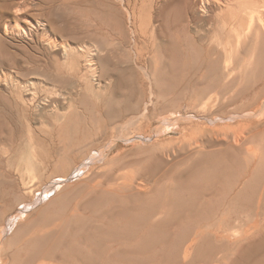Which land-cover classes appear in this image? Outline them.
I'll use <instances>...</instances> for the list:
<instances>
[{
  "label": "bare ground",
  "instance_id": "6f19581e",
  "mask_svg": "<svg viewBox=\"0 0 264 264\" xmlns=\"http://www.w3.org/2000/svg\"><path fill=\"white\" fill-rule=\"evenodd\" d=\"M6 1L9 0H0V10ZM133 5L147 11L137 18L147 23L153 21V38L169 34L162 46L168 61L155 68L153 74L146 68L142 75V80L148 81L150 101L155 96L156 104L160 97L168 102L175 99L180 107L200 117L190 118L189 125H196L199 134L193 135L188 144L196 150L207 148L202 161L206 156L228 154L232 149L240 154L239 161L242 158L248 167H256L262 155L250 143L264 134V82L242 84L240 73L251 69L258 62V54L264 51V0H134ZM25 6L23 1L14 10L18 13ZM99 19L106 22L107 18ZM13 30L35 39L36 35L28 29L5 26V31ZM63 51L66 58L72 59L66 67L67 75L59 65L33 78H23L10 68L0 69V84L8 95V100L0 96V264H165L172 251L161 246L154 232L159 227V223L151 221L155 209H169L175 202L199 195L201 184L207 186V191L217 180L226 184L225 170L221 165L211 164L203 169L197 164L195 170L187 171L186 177L178 175L181 184L176 186L165 183L175 178L171 167H147L140 165L138 160L142 159H126L119 140H125L122 133L127 126L136 125L139 111V116L146 114L148 100L143 106L140 97L132 99L133 95L126 91L119 96L113 93V98L99 103L100 107L95 104L97 108L83 100V105H79L75 80L80 87L94 92L93 53L77 51L69 44L63 45ZM75 55L85 58L84 67L75 62ZM11 57L2 55L1 59L14 65L15 59ZM123 74H116L115 86L124 84ZM51 77L56 79L48 80ZM158 77L163 80L160 89ZM86 105L93 111L89 112ZM80 108L86 110L79 111ZM187 127L183 129L188 130ZM65 159L75 169L84 168L86 159L92 164L110 163L108 188L98 190H104L111 201L120 197L135 201L149 193L156 200L158 197L161 204L157 201L155 209L148 208L147 202L155 200L142 196L136 206L145 214L134 216L108 207L93 218H81L80 212L93 204V197L86 204L80 203V207L75 204L53 215L40 211L20 224L8 240L3 239L14 219L33 204L31 192L35 184L31 179L39 180L46 191H52L57 169ZM134 165L140 166H135L136 171L129 175L120 169ZM110 187L117 192L109 191ZM120 187L127 195H121ZM18 201L22 206L8 214ZM234 201H229L233 212H228V216L246 207ZM208 211L212 209H197L192 214L201 219ZM216 223L212 220L208 227H215L212 232L221 235L224 230L221 232L220 226L224 223L215 226ZM193 225L201 232L200 223ZM175 243L179 246L180 242L176 239ZM171 244L172 250H176L178 246ZM258 250L260 254L264 248ZM256 264H264V255L257 258Z\"/></svg>",
  "mask_w": 264,
  "mask_h": 264
},
{
  "label": "rangeland",
  "instance_id": "374dc122",
  "mask_svg": "<svg viewBox=\"0 0 264 264\" xmlns=\"http://www.w3.org/2000/svg\"><path fill=\"white\" fill-rule=\"evenodd\" d=\"M23 1L26 6L18 13L15 12V6ZM133 4L134 0L6 1L1 5L4 8L0 10V69L8 71L10 68L19 72L23 78H33L42 76L46 69L53 71L59 65L67 75L66 67L68 68L72 59L66 58L64 44H69L77 51L93 53L95 62L93 67H96V72L95 77L91 78V84L94 92L80 87L75 80V99L79 105H83V100L84 104L97 108L95 104L113 98V93L119 96L120 92L126 91L133 95L132 99L140 97L143 106L144 101L148 100L145 117L139 116L142 115L139 111L134 120L136 125L133 123L134 126L132 124L127 126L122 133L125 140H119L123 147L122 152L126 153V159L132 161L142 159L138 160L141 161L140 165L147 167L155 165L161 168L171 167L175 178L168 179L165 183L176 186L181 184L178 175L184 174L182 178L186 177L187 171L195 170L197 164H201L200 168L203 169L211 164L221 165L220 167L225 170L226 184L217 180L211 184V191H207V186L202 187L201 184L202 190L199 195H192L181 203L175 202L169 209H160V206L159 209H155L157 201L159 205L161 204L158 197L156 200L152 194L142 195L155 200L154 203L147 202V207L157 211L151 221L159 223L154 232L159 236L161 246L172 251L165 264H256L257 258L264 255V134L256 136L251 145L249 144L262 155L254 168L248 167L242 158L239 161L240 154L237 151L233 152L232 149H229L228 154L217 153L209 158L206 156V160L202 161V155L207 148L196 150L188 144L193 140V135L199 134L196 125H189L190 118L200 120V117L195 112L180 107L175 99L168 102L165 97H160L156 104L155 96L150 101L148 81L142 80V75L144 69L147 68L146 70L153 74L155 68L163 67L164 62L168 61L162 46L169 39V34L162 33L153 38L151 35L153 21L147 23L144 19L138 20L137 17L142 14L145 16L147 11L140 5ZM102 16L107 18L106 22H101L99 17ZM6 25L16 29L21 27L28 29L36 35L35 39L31 40L28 34L20 31H5ZM2 55H11V58L15 59L14 65H10L6 58L1 59ZM258 55V62H255L251 69L240 73L242 84H251L258 80L264 82V51ZM76 61L81 67L86 64L85 58L75 55ZM122 72L124 84L115 86L116 74ZM102 74L104 75L100 76ZM66 75L65 79L68 77ZM52 79L56 77L48 80ZM157 81L159 84L157 88L160 89L163 80L158 77ZM0 96L8 100V95L1 84ZM82 109L93 111L88 106L86 109L80 108L79 111ZM185 126H188V130L183 129ZM129 132L134 135H130ZM108 142L110 143V140ZM222 147L224 146H217ZM116 153L117 151L114 152ZM84 163L85 167L82 169L72 168L69 159L60 163L55 174L57 182L53 184L55 187L50 192L46 191V187L44 184L41 185L39 180L31 179L35 184L31 192L33 204L24 209L25 212L19 216L20 218L14 219L3 239L8 240L20 224L29 221L40 211L53 215L75 204L80 207V203L86 204L93 197L94 202L91 206H86L84 212L78 210L81 218H93L95 214L108 207L134 216H137L136 213L145 214L136 206L137 200L142 196L135 201L130 197H120L114 202L106 196L104 190H98L108 188L106 184L109 181L110 163L92 164L88 159ZM140 165L120 169L129 175L130 171H136L135 166ZM133 189L139 191L137 187ZM109 191L117 192L111 187ZM119 191L121 195H127L123 192L125 189L120 187ZM233 200L240 201L246 207L228 216V212H233V207L229 205V201ZM19 202L12 204L8 214L14 213L17 207L22 206L23 203ZM117 204L123 207L120 208ZM205 208H211L212 211H208L201 219L194 218L192 214L194 211ZM212 220L224 223V226L220 223L221 232L224 230L221 235L212 232L215 231V227H208ZM193 223L201 224V232ZM176 239L180 242L179 246L175 243ZM171 242L178 246L176 250H172ZM258 249L263 251L259 254ZM185 255L187 258H184Z\"/></svg>",
  "mask_w": 264,
  "mask_h": 264
}]
</instances>
